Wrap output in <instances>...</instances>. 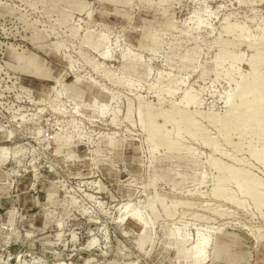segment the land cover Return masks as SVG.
Instances as JSON below:
<instances>
[{
	"label": "rangeland",
	"instance_id": "374dc122",
	"mask_svg": "<svg viewBox=\"0 0 264 264\" xmlns=\"http://www.w3.org/2000/svg\"><path fill=\"white\" fill-rule=\"evenodd\" d=\"M263 26L264 0H0V264H192L202 238L195 264H264V210L224 175L214 197L210 166L264 198L256 137L208 121L239 103ZM223 47L241 60L217 70ZM186 95L202 136L169 124L178 150L151 152L140 109Z\"/></svg>",
	"mask_w": 264,
	"mask_h": 264
},
{
	"label": "bare ground",
	"instance_id": "6f19581e",
	"mask_svg": "<svg viewBox=\"0 0 264 264\" xmlns=\"http://www.w3.org/2000/svg\"><path fill=\"white\" fill-rule=\"evenodd\" d=\"M260 44L264 46V26L260 29ZM240 34L239 37L245 38L244 28L231 26L226 29V33ZM244 42H248L244 40ZM107 56V54L105 53ZM241 60L240 56L230 57L227 47H223L219 55L215 59V67L220 70L222 66L230 61L231 67ZM264 64L262 52L257 48V52L248 62L250 67L249 73L241 81L236 84V98L239 103L235 104L232 100H228V109L225 115L221 117L210 118L208 121L218 128L219 133L226 142L231 143V133H235L239 137V143L236 148H240L242 143L250 138L252 134L256 137V146H250L251 157L264 166V70H261V65ZM196 101L189 95H186L180 106H174L168 113L158 112L152 113L148 109H140L139 116L142 121V127L147 135L148 141L151 143V152L158 147H163L166 152H175L178 150L171 140L164 134L165 128L171 124L177 137L184 134L188 135L192 140L201 137L202 131L197 126L193 119L188 117V109L191 105H195ZM127 118H130L128 113ZM162 118L163 124L157 125V119ZM203 138V144L211 148H215L212 141L208 138ZM262 143V144H261ZM259 144V146H257ZM210 166L217 170L219 177L216 180V186L213 189L214 197H223L222 181L224 176L227 180H234L238 190L247 195L254 201L258 210H264V198L258 193L259 182L250 180L248 176L240 170L227 168L218 160H210ZM224 175V176H223ZM125 207H122L124 209ZM128 215V214H127ZM168 217H173L172 212H167ZM133 219L138 222L136 215L130 214L129 220ZM146 226V225H143ZM208 246L207 238H202L190 250L186 260L192 264L196 263L195 256L201 255Z\"/></svg>",
	"mask_w": 264,
	"mask_h": 264
}]
</instances>
